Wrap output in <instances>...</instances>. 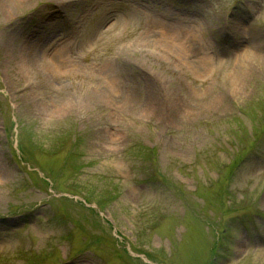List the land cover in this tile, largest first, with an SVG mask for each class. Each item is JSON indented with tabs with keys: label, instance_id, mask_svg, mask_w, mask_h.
Here are the masks:
<instances>
[{
	"label": "rangeland",
	"instance_id": "374dc122",
	"mask_svg": "<svg viewBox=\"0 0 264 264\" xmlns=\"http://www.w3.org/2000/svg\"><path fill=\"white\" fill-rule=\"evenodd\" d=\"M0 264H264V0L0 2Z\"/></svg>",
	"mask_w": 264,
	"mask_h": 264
},
{
	"label": "bare ground",
	"instance_id": "6f19581e",
	"mask_svg": "<svg viewBox=\"0 0 264 264\" xmlns=\"http://www.w3.org/2000/svg\"><path fill=\"white\" fill-rule=\"evenodd\" d=\"M27 1L28 0H1L0 2L3 3V4H10L12 2L13 3L14 2L23 3V2H27ZM163 32L164 33H168V32H165L164 30H163ZM164 33H163L162 37H167V35H165ZM30 37H34L33 34L32 35L30 34ZM173 40H174V38H169V39L166 38L164 41H166V44L170 47L172 45ZM35 42L36 43H34V45H36L38 43V41H36V40H35ZM122 58L123 57L118 58L117 61L118 62L121 61L120 65H124V66L127 65L128 61L125 62V63H122V62H124L122 60ZM31 61L29 60L28 64H30ZM66 62H64V64L67 65ZM120 65L119 64H115V65L109 64V65H106V66H104V67H102L100 69H97V73H99L100 75H103L108 80V85H109L110 88H112V90L114 88L119 87V85H120L119 82L122 81V78H121L122 76H120V67H122V66H120ZM67 66H70L71 68H73V71L80 70V69H78L76 67L77 65L75 63H73V62H71ZM240 69H242V70H240V73L238 71V74H235V76L233 77L234 89H237L239 84H242L241 80H242V77H243L242 75L243 74L245 75V78L249 75L250 70H252L251 64H247V63L244 62L243 64H241ZM44 70H46V72H48L47 69H44ZM107 91L111 92V89H108ZM112 96H117L118 97V96H120V94L116 95V93H115V95H114V94H110L109 93L108 96H107L108 100L113 101V97ZM121 99H123V101L128 104L129 100H130V95L125 93L124 96H121ZM73 101L74 100H72V99H71V101H69V105L71 106V108H73V105L75 104V102H73ZM67 105H68L67 103H65V105L62 104V105H59V106H55L54 105L51 109H48L49 110L48 112H51L53 110H57V108H59L60 110H62L64 108L66 109Z\"/></svg>",
	"mask_w": 264,
	"mask_h": 264
},
{
	"label": "trees",
	"instance_id": "16d2710c",
	"mask_svg": "<svg viewBox=\"0 0 264 264\" xmlns=\"http://www.w3.org/2000/svg\"><path fill=\"white\" fill-rule=\"evenodd\" d=\"M67 165H68V163H67ZM56 173L57 174H55V176L54 175H52L51 177H53V179L54 180H56V177L57 176H61V175H63V173L61 174V173H59L58 174V171H56ZM149 177H147V179L149 180V181H153V177H155V176H164V174H162L161 172H160V170H158V169H154V170H151V169H149ZM53 183V182H52ZM178 192V191H177ZM179 193V192H178ZM247 215H245V214H243V215H241L240 216V219H245V217H246ZM239 218V217H238ZM213 234H216V233H213ZM218 234V233H217ZM225 235H223L222 233H221V236H220V239H218V241H217V245H222V243L225 241Z\"/></svg>",
	"mask_w": 264,
	"mask_h": 264
}]
</instances>
